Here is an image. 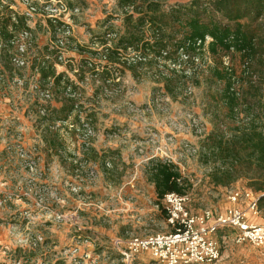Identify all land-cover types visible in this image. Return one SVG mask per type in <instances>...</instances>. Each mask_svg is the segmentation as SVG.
Instances as JSON below:
<instances>
[{
	"label": "rangeland",
	"instance_id": "1",
	"mask_svg": "<svg viewBox=\"0 0 264 264\" xmlns=\"http://www.w3.org/2000/svg\"><path fill=\"white\" fill-rule=\"evenodd\" d=\"M19 1L27 9L25 2ZM28 1L40 5L46 0ZM66 1L70 6L79 7V14L59 19L38 14L30 23L27 21L34 37L27 59L43 56L45 47H55L57 39L70 37L61 48L62 57L56 60V67L72 65L68 55L71 49H75L72 39L77 33L76 21L82 19L79 22L86 24L83 20L90 15V1ZM116 1L94 0L92 4L106 7L105 4L112 2L113 9ZM154 1L172 5L190 0ZM12 8L16 11L14 5ZM60 24L69 27L68 35L57 31ZM83 32L88 34V30ZM41 38H45L44 43L51 44L52 41L53 44L40 49L37 45ZM85 59H89L93 65H107L108 61L101 56H86ZM14 67L9 62L8 52L1 50L0 73L5 76L0 79V264H18L15 261L22 264L23 261H31L32 264H123L112 248L115 240L113 236L116 239H128L131 236L170 233L171 227L167 225L165 215L148 219L145 227H139L137 222L143 221L139 217L127 220L121 218L124 212L118 209L124 208L125 203L121 201L122 205L115 197L112 198V186L106 188L103 185L104 176L100 175L97 163L102 158L92 150L86 155V150L80 146V137L75 142L61 131L67 136L66 147L76 159L73 162L67 155H53L54 161L52 157L41 156L34 139V130L36 125L39 126L38 123L44 121L38 120L35 108H32V113L22 112L33 100H38L39 105L41 103L29 88L34 73H28L29 68ZM254 69L257 83L264 85V66L256 64ZM83 70L85 73L81 81L76 80L71 72L82 95L78 100V115H89L82 106L84 104L87 107L88 95L98 93L93 105L101 118V121H95L94 117L90 119L91 130L86 132V140L90 144L86 147L91 146L92 149L97 140L98 144L105 145L108 152L112 151L113 144L140 159L156 155L155 159L160 160L168 156L178 163L182 175L192 185L187 194L190 199L188 207L193 212L206 209L224 212L234 206L230 199L235 193L241 194L235 206L246 209L250 204V200L245 198L246 193L260 196L251 186L253 180L264 179L257 170L243 172L237 181L227 187H215L209 177L215 158L208 155V149L218 144L221 131L225 130L228 138L233 139L237 127L247 129L254 120L255 113L247 111L244 100H240L236 114L232 117L227 106L222 104L216 107L215 97L218 95L215 88L209 89L201 75L199 79L191 80L183 91L174 88L168 91L161 78L154 75L153 69L143 68L130 78L128 70H125L119 85L112 79L99 82L104 80L96 75L101 73V68L94 73L86 67ZM20 79L25 80L24 86L19 85ZM247 91L250 90L245 89L243 92L245 96ZM53 99L51 105L53 102H62L58 97ZM22 114L24 118L20 119ZM112 131L117 134L113 136ZM2 149L8 155L3 154ZM104 166L112 169L111 160ZM121 176L120 172L113 174L117 180ZM100 185L103 188H99ZM249 221L264 227V212L261 208L257 215L250 216ZM230 230H221L215 236L222 252V258L216 264H264V247L249 241L239 242L237 232ZM151 259L149 254L140 255L130 264H157Z\"/></svg>",
	"mask_w": 264,
	"mask_h": 264
},
{
	"label": "trees",
	"instance_id": "2",
	"mask_svg": "<svg viewBox=\"0 0 264 264\" xmlns=\"http://www.w3.org/2000/svg\"><path fill=\"white\" fill-rule=\"evenodd\" d=\"M12 5V0H0V51L8 52L9 62L14 67L15 41L21 33L29 31V27L26 17ZM117 6L124 12L125 30L123 33L112 30L101 39L95 36L103 53L75 47L92 57L104 54L107 65H93L84 58L76 67V80L81 81L85 67L94 73L100 66L101 73L96 75L104 80L99 82L111 79L116 82L125 70L136 75L147 68L161 78L166 90L183 91L191 80L204 76L209 89L215 88L218 95L215 97L217 108L222 104L227 106L233 117L240 100H244L247 111L255 113L247 129L237 127L233 139L222 130L218 144L208 149V155L215 158L214 168L209 173L210 182L215 187H227L243 172L252 170H257L264 178V85L257 83L254 69L256 64L264 66V0H190L172 5L161 1L117 0ZM128 8H133L132 12H128ZM109 34L113 36L110 47L106 39ZM207 38L211 39L209 43H206ZM57 52L45 47L43 56L34 58L30 66L31 73H39L40 88L49 90L53 100L58 97L62 101L60 108L52 107L50 102L46 106L39 105L38 100L35 103L38 120L44 121L38 124L44 143L52 150L50 157L66 154L61 131L78 142L81 134L77 128L82 130L78 101L69 97L80 91V87L66 73H57L54 58ZM132 54L135 57H131ZM68 68L74 71L71 65ZM245 89L250 90L246 96ZM42 107L46 111L44 116L39 115ZM87 118L91 119L90 115ZM69 124L77 128L70 129ZM80 146L86 150V155L92 150L85 142ZM66 155L72 162L76 160L73 154ZM151 175L157 204L166 216L161 206L164 196L168 193L188 195L192 185L174 164L156 162ZM251 186L260 194L259 208L264 212V179L253 180ZM23 262L32 264L31 261Z\"/></svg>",
	"mask_w": 264,
	"mask_h": 264
},
{
	"label": "built area",
	"instance_id": "3",
	"mask_svg": "<svg viewBox=\"0 0 264 264\" xmlns=\"http://www.w3.org/2000/svg\"><path fill=\"white\" fill-rule=\"evenodd\" d=\"M23 1L27 5L23 15L28 23L38 14L46 15L51 19H59L62 16L79 14L80 12L79 7L70 6L66 0H49L42 2L40 5L38 3H30L28 0ZM132 10L133 8H128V12H132ZM57 28V31L64 32L62 33L64 36L70 33V29L66 25L60 24ZM112 37V34L106 36L108 47H110ZM67 38L69 39L70 37ZM67 38L57 39L56 46L51 48L58 51L54 56L57 61L62 57L61 48L67 44ZM210 41L211 39L207 38L206 43ZM33 43L34 37L30 31H25L19 35L15 41L17 52L12 58L14 66L20 69L30 68L33 58L29 60L26 55L28 56ZM100 52L103 53V50L101 49ZM99 56L106 60L104 54ZM89 57L91 58L92 56ZM98 68L100 66H97L96 70ZM72 73H78V68H74ZM38 79L39 73L36 71L33 74V82L29 88L31 87V90L36 94L41 102L40 105L46 106L52 101L53 95L49 90L40 88ZM116 81L119 82L120 78ZM18 83L20 86H24L25 80L20 79ZM69 97L78 101L82 95L80 91H77L76 93H71ZM45 113L46 111L42 107L39 110V115L44 116ZM80 117L82 118V130L70 124L69 128H77V132L81 134L79 136L82 140L81 143L85 142L86 146H88L90 143L86 140L88 138L86 132L91 130L89 129L91 120L87 118V115L80 114ZM187 148L190 147L187 146ZM153 157L157 158L156 155H153ZM166 158L162 160L168 164L176 163L168 156ZM32 164L35 165V163ZM92 173L96 175L95 171H92ZM89 178L91 177L89 176ZM245 198L250 200V204L246 209L235 206L241 199V194L235 193L230 199L234 206L227 208L224 212L218 213L209 209L193 212L188 207L190 203L188 195L182 196L177 193H168L161 200V206L166 212V223L171 227L170 233L144 237L131 236L128 239L117 238L113 241V247L120 254L123 264H130V261H133L135 257L141 254H149L157 264H216L221 260L222 252L215 236L224 229H231L230 231L237 232L239 242L249 241L258 247H264V227L253 225L249 221L251 215L259 213V196L246 193Z\"/></svg>",
	"mask_w": 264,
	"mask_h": 264
},
{
	"label": "crops",
	"instance_id": "4",
	"mask_svg": "<svg viewBox=\"0 0 264 264\" xmlns=\"http://www.w3.org/2000/svg\"><path fill=\"white\" fill-rule=\"evenodd\" d=\"M89 1H90V6H89L90 15H88L86 19L83 20V22L86 23L85 25H82L83 23L79 22L82 19L76 21L78 28H77L76 36L74 37V39H72V42H74L73 47H81V48H84L86 51H91V50L99 51L102 49V47L99 45L98 42H96L97 41L96 37L101 39L107 33H112V30H118V31H121L122 33L124 32L125 30L124 21H123L124 12L121 8L117 6V1L113 9H112V2L111 4L109 3L110 5L105 4L106 7H104L102 5L92 4L94 0H89ZM13 2H14L13 5L15 6L16 11L19 12L20 14H24L26 11V6L23 3H20L19 0L18 1L13 0ZM71 6L75 7V5H71ZM84 30H88L87 32L88 34L84 33L83 32ZM44 40L45 38L39 39L37 46H39L40 49L42 47L51 46V44H53L52 41L50 42L51 44L44 43ZM86 56L89 57L88 53L86 52L79 53V51L76 49H71L68 55V57L70 58V62L73 66L75 64L77 65L80 64V62ZM71 59H74V60L72 61ZM56 70L58 74L66 73L72 80H74V78L71 77L72 76L71 70H69L68 66H65V68L56 67ZM27 72L31 74L30 68ZM127 74L129 78L132 77V73L127 71ZM4 76L5 75L3 73L2 74L0 73V79L1 78L3 79ZM97 94L98 93L96 94L92 93V95H88L89 97H87L88 99L87 107L83 104L82 108L83 110L89 113L91 118L94 117L93 119L95 121H97V119L98 121L99 120L101 121V118L98 117L99 115L97 113L98 111H95L94 105H93L95 102L94 100L95 95ZM23 103L24 102H22L21 104ZM35 103H36L35 100L31 101L22 112L32 113L33 111L32 108H35ZM61 106H62L61 102L52 103V107L54 108H60ZM27 107H29L30 109L28 108L29 109L28 110ZM5 109H7V106ZM26 109L28 111H26ZM6 113H3V115H5ZM23 118H24V114L20 115V119H23ZM35 128L36 130H34V139H36L37 141V145L39 147L41 156L43 154V158H49L50 157L49 155L52 152V150L46 146V144L44 143L42 139V128H39L38 125H36ZM112 132H114L112 133L113 136L117 134L116 131H112ZM61 138L66 142L67 136L65 137V135L61 134ZM97 142L98 141L96 140L95 144L93 145L92 152H95L96 155L98 152V154L102 158V161H99L97 163L99 164V167H100V175L104 176L103 185L106 188H111L112 186V198L115 197L116 200L120 202V204H122L121 201L125 203V205L122 204L124 208L121 207L122 209H118V211L124 212L122 213L121 218L127 220L128 218L134 219L135 217H139L140 219L143 220L141 221L142 223H140V221L137 222L139 227L141 226L145 227L147 226V223L149 222L147 221L148 219H154V218L157 219L160 216H164L165 214L163 213L162 209L157 204L158 196H157L155 184L152 180L151 172L156 162H159V161L163 163H166V162L163 161L162 159L160 160L155 159L153 156H149V157L147 156L145 159L137 158L136 156H134L135 154L133 155L132 153L123 151L122 148H119L117 146L114 147L113 144H112V151L108 152V150L104 148L105 145H100L98 144L99 142L98 143ZM65 148H66L65 149L66 154H73L70 152V150L67 147ZM4 153L8 155L7 151L4 152L3 150V154ZM51 157L54 161L53 155ZM110 160L112 162V169H108L104 166L106 163L110 162ZM174 165H176V167L182 174V171L178 163H174ZM116 172H120V174L122 175L119 180L114 179L113 177V174H115ZM127 175H131V176H127ZM99 188H103V187H101L100 185ZM3 215L8 216L7 214H3ZM127 232L128 231H126V233ZM156 234H160V233H156ZM138 237H144V236H138ZM114 238L116 239V236L112 237V239ZM112 248L113 250L116 251V249L113 246ZM117 254L120 256L118 252ZM141 255H148V254H141ZM148 261H144V262H148Z\"/></svg>",
	"mask_w": 264,
	"mask_h": 264
}]
</instances>
